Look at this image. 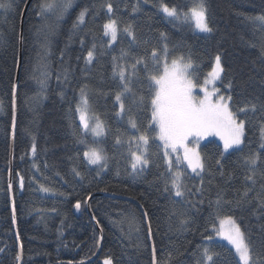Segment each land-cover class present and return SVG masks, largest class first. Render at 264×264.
<instances>
[{"label": "trees", "instance_id": "16d2710c", "mask_svg": "<svg viewBox=\"0 0 264 264\" xmlns=\"http://www.w3.org/2000/svg\"><path fill=\"white\" fill-rule=\"evenodd\" d=\"M28 2L15 0L16 7L10 12L0 10V249H4L0 252V264H19L15 260L19 249L14 235L8 184L13 135L12 86L17 82L21 56L16 97L13 197L23 264L79 263L93 258L100 236L83 201L89 194L100 193L123 196L144 206L149 214L148 222L151 221L159 264H197L198 246L206 243L203 236L214 234V224L219 227V221L214 218L215 205L213 203L210 207L209 201L216 200L217 191H222L226 200H232L236 190L243 187L245 169L240 158L258 147L259 113L252 117V123L246 129V145L250 141V148L246 146L244 153H235L223 161L225 171L234 172L233 178L205 174L203 197L199 193L189 197L204 202L197 205L198 210L188 212L190 223L187 230H181L176 217L169 219L173 205L157 179L163 171L162 159L153 155V165L143 176L133 177L128 174L131 161L127 144L117 147L114 143L117 133L124 134L125 139L133 133L127 115L124 119L116 116L115 94L119 89L112 77V57H119L122 49H129L128 39L121 32L112 48L100 47L107 41L106 37L102 39V24L107 20L103 12L95 18L86 17V24L80 28L73 27L82 8L95 5L99 10L103 0H73L72 8L59 20L55 13L42 15L40 6L44 0H34L25 18L22 38V19ZM112 2L118 9L116 18L120 28L132 23L142 42L140 47L131 49L128 63L134 56H144L155 74L150 53L153 47L160 48L159 33L164 32L167 34L168 62L176 57L191 56L198 69L194 75L199 84L211 71L215 56L220 54L225 73L223 83L218 82L217 86L224 95L233 96V107L257 97L264 101V65L260 63L264 28L244 19L264 14V0H207L214 29L209 35L196 34L190 20L170 22L159 11L160 3L187 11L195 0H149L147 4L141 0L142 6L135 14L132 5L137 0ZM82 37L84 47L80 43ZM93 42L102 54L85 69L83 57ZM139 75L143 78L147 73L141 71ZM229 80L233 83L231 90L225 87ZM81 87L88 92L92 115H98L108 129L106 139L99 146L109 158V168L98 177L95 168L83 159L87 148L78 143L79 118L74 109ZM134 88L139 94H146L138 85ZM149 116L150 108L140 113L138 120L146 125ZM85 139L91 142L92 137ZM33 142L36 144L35 157L31 152ZM217 145L220 144L208 139L201 147L213 173H216L215 161L219 155ZM151 151L156 153L155 145ZM33 163L39 167V172ZM155 164L161 167L157 168ZM74 166L84 173L82 181L74 176ZM188 171L190 178L185 182L189 187L199 186L200 178ZM17 172L24 176L23 190L19 188ZM41 184L51 191H39ZM78 200L82 202L79 211L74 207ZM91 209L103 232L101 254L92 264H102L106 256L113 258V264H151V243L147 240L146 221L138 206L129 201L96 197L91 202ZM222 214H233L242 230L251 232L253 240L259 235L260 226L264 225V217L252 215L250 206L243 211L233 209L231 213L225 207ZM128 217L135 218L138 232H130L129 224L122 222ZM212 247L221 254L218 264H236L237 258L233 250L229 252L228 245L216 240ZM169 254L173 257L171 260Z\"/></svg>", "mask_w": 264, "mask_h": 264}, {"label": "snow or ice", "instance_id": "6c2138e0", "mask_svg": "<svg viewBox=\"0 0 264 264\" xmlns=\"http://www.w3.org/2000/svg\"><path fill=\"white\" fill-rule=\"evenodd\" d=\"M147 4L149 0H142ZM73 6V0H44L41 4V14L55 13L57 20L62 19L64 14ZM141 0H137L132 5V13L135 14L140 10ZM156 6V5H154ZM15 5V0H0V10L4 13L10 12ZM118 9L112 0H103L99 5V10L95 5L92 8L84 7L76 17L74 28L86 24V17L93 18L100 15L101 12L107 16L106 22L102 24V39L107 37V41L101 44V48H112L118 42V35L122 32L128 39L129 49L121 50L119 57H112V77L117 82L118 91L115 94V102L118 105L116 116L124 119L127 115V123L133 133L127 138L124 134L117 133L114 136V143L117 147L127 144L128 154L131 161V171L128 173L133 177L143 176L145 171L153 165V155L159 156L163 161V171L159 173L157 179L162 183V192L167 194L173 207L169 211V219L176 217L179 220L181 230H187L190 223L188 212L191 209H197L198 204H203V199L192 200L191 196L197 193L203 197L206 190L204 186L205 174L209 176L219 175L232 179L234 172H226L223 161L228 156L235 153H244V148H250L251 142L246 145V129L252 123V117L259 113V143L256 150H250L247 154L241 156V166L245 169L244 183L242 189L236 190L232 200H226L222 191H217L216 200L209 201L211 207L215 205V219L219 221V227L213 225L212 232L203 236L206 242L198 246L197 264H218L220 253L213 250V245L218 237L221 241H226L227 245L234 249V257L238 258L236 264H264V225L260 226L259 235L253 240L250 231L242 230L241 225L233 214H222L225 207H228L231 213L233 209L243 211L246 206L252 207V215L264 217V101L260 97L255 100H248L243 105L233 107V96L224 95L218 85L223 83L225 67L221 62V55L217 54L214 58V64L210 72L204 78L202 84L198 83V78L194 75L197 67L191 56L176 57L168 62L169 49L167 44V34L159 33L160 48L153 47L150 53L152 66L155 74L149 69L146 57H132V62L128 63L127 58L131 49L140 47L141 41L138 39L136 30L132 23L126 24L122 29L119 26L116 13ZM159 11L169 18L170 22L193 20L195 28L201 33L211 34L214 29L208 14L207 0H195L194 4L183 11L179 6H169L167 3L159 4ZM245 20L253 24L259 23L264 28V14L257 16H246ZM81 46L84 47L85 39L80 40ZM147 44L148 41H143ZM254 46V45H253ZM102 54L98 51L97 44L92 43L88 48L86 55L83 57L85 69L94 64L97 56ZM79 60L80 57H77ZM260 63L264 65V49L261 51ZM142 66V67H140ZM143 71L147 75L143 78L139 73ZM47 74L45 73V76ZM67 81V75H65ZM134 85H138L141 92L139 94ZM211 85V89L209 88ZM225 87L232 89L231 80ZM17 85L12 86L13 106H12V127L15 130V95ZM199 88L202 96L194 94ZM80 98L74 109L79 117L78 143L84 144L87 148L83 152V159L87 165H94L96 176L108 170V156L103 147L99 145L106 139L108 129L105 122L98 115H90V103L88 92L85 87L79 89ZM127 101V104H126ZM150 108V116L146 125L138 120V115ZM136 109V112H133ZM91 136V142L85 138ZM209 137H217L221 142L217 145L219 150L218 158L215 161L216 173H213L208 165L207 158L200 151L201 141ZM155 145L157 151H151ZM33 157L36 155V144L33 142L31 147ZM37 172L39 167L33 163ZM47 167V165H45ZM160 168V164H155ZM196 177L200 178V185L191 187L185 182L189 177V171ZM75 177L82 181L84 173L78 170L76 166L72 168ZM19 188L24 189V176L19 172ZM35 180V177H33ZM209 184L211 181L208 182ZM13 185L8 184V191L11 192ZM195 189V191H193ZM39 191L49 192V188L43 184L40 185ZM63 195V193H61ZM91 200L89 194L83 203L87 206ZM179 205V207H177ZM254 205V206H253ZM82 202L77 201L75 209H81ZM190 206V207H189ZM144 206L141 205V208ZM52 211H55L53 209ZM148 212L145 210L143 216L148 218ZM12 219L15 223L16 208L13 201ZM95 219V216H93ZM122 222L129 224V231H139L135 225V218L128 217ZM99 223V221H97ZM207 231V230H206ZM153 230L151 221L147 224V240L152 241L151 264H159L156 257V246L153 240ZM4 249H0L3 252ZM173 257L169 254L168 259ZM22 259L21 252L15 255V260ZM83 264V262H81ZM102 264H113V258L106 256Z\"/></svg>", "mask_w": 264, "mask_h": 264}, {"label": "water", "instance_id": "95a60500", "mask_svg": "<svg viewBox=\"0 0 264 264\" xmlns=\"http://www.w3.org/2000/svg\"><path fill=\"white\" fill-rule=\"evenodd\" d=\"M34 0H29L27 6H26V9H25V12H24V15H23V22L25 20V17L29 11V8L30 6L32 5V2ZM24 28V27H23ZM21 64H22V56L20 57V67H21ZM19 74H20V68H19V72H18V78H17V82H16V85H17V88H16V95H15V99L17 97V91H18V85H19ZM15 107H16V104H15ZM16 120H17V116H16V112H15V130L13 131V138H12V145H11V171H10V182L12 183L13 185V170H14V141H15V131H16ZM10 196H11V204H12V207H13V201H14V197H13V188H12V191L10 192ZM96 197H110V198H114V199H117V200H123V201H129L131 203H134L136 206H138V208L140 209V211L143 212L145 211L144 208H141V205L132 200V199H129V198H126V197H123V196H118V195H113V194H106V193H100V194H96L94 196L91 197V200L88 201V204L91 205V202L94 198ZM87 209H88V212L91 216V219L93 221V223L95 224L96 228L98 229V232H99V236H100V243H99V249H98V252L97 254H95V256L93 258H91L90 260L88 261H85L83 262V264H92L94 263L100 256L101 254V251H102V246H103V232H102V229L99 227L96 219H93V213H92V209H91V206H87ZM146 221V226L148 224V218L145 219ZM14 232H15V236H16V239H17V242H18V247H19V251L21 252V243H20V240H19V235H18V230H17V226H16V219H15V223H14ZM150 243H152V241H150ZM20 264H23V257L22 259L19 261ZM56 264H81V262L79 263H74V262H69V261H62L60 263H56Z\"/></svg>", "mask_w": 264, "mask_h": 264}, {"label": "rangeland", "instance_id": "374dc122", "mask_svg": "<svg viewBox=\"0 0 264 264\" xmlns=\"http://www.w3.org/2000/svg\"><path fill=\"white\" fill-rule=\"evenodd\" d=\"M161 13V12H160ZM162 14V13H161ZM163 15V14H162ZM164 16V15H163ZM165 17V19L166 20H168V21H170L169 20V18H167L166 16H164ZM190 21H191V23H192V25H193V30H194V32L196 33V34H198V35H209V33H201V32H199L196 28H195V24H194V21L193 20H191L190 19ZM107 38V37H106ZM108 39V38H107ZM171 62V61H170ZM169 62V63H170ZM209 88L211 89V85H209ZM194 94H196V95H199V96H202L203 95V93L202 92H200V90H199V88H197L195 91H194ZM223 94V93H222ZM79 98H80V96H79ZM90 115H92V112H91V110H90V113H89ZM79 118V117H78ZM208 139H211V140H215L218 144H221V142L219 141V139L217 138V137H209ZM207 139V140H208ZM207 140H204V141H201V146H200V151H201V147H202V145L207 141ZM87 163V162H86ZM90 167H92V168H95L96 166H94V165H89ZM192 175H194V174H192ZM195 176V175H194ZM196 177V176H195ZM197 178H199V177H197ZM216 240H218V241H221V240H219V238L217 237L216 238ZM221 242H223V243H225L226 245H227V242L226 241H221ZM230 248H231V246L230 245H228ZM233 251H234V249H232ZM238 259V258H237Z\"/></svg>", "mask_w": 264, "mask_h": 264}, {"label": "bare ground", "instance_id": "6f19581e", "mask_svg": "<svg viewBox=\"0 0 264 264\" xmlns=\"http://www.w3.org/2000/svg\"><path fill=\"white\" fill-rule=\"evenodd\" d=\"M26 9V8H25ZM24 12H25V10H24ZM24 15V14H23ZM26 18V17H25ZM24 23H25V20H24V22H23V19H22V34H21V37L23 38V32H24ZM22 65V64H21ZM19 68L21 69V67H20V61H19ZM18 72H19V69H18ZM15 104H16V99H15ZM12 138H13V135H12ZM12 145V144H11ZM10 167H11V158H10ZM11 169V168H10ZM96 195V194H95ZM94 196V195H93ZM92 197V196H91ZM97 221V220H96ZM14 224V223H13ZM99 225V224H98ZM16 226H17V224H16ZM100 227V226H99ZM98 230V229H97ZM14 235H15V232H14ZM15 238H16V236H15ZM20 240V239H19ZM16 242H17V239H16ZM21 243V242H20ZM99 243H100V241H99ZM17 246H18V242H17ZM18 249H19V247H18ZM98 249H99V246H98ZM20 252V251H19ZM97 252H98V250H97ZM97 254V253H96ZM90 260V259H89ZM98 260V259H97ZM96 260V261H97ZM88 261V260H87ZM60 263V262H59ZM19 264H20V262H19Z\"/></svg>", "mask_w": 264, "mask_h": 264}]
</instances>
